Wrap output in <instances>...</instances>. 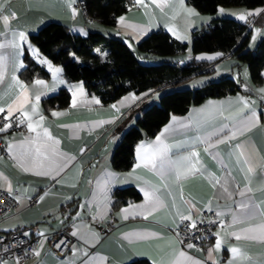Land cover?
I'll return each mask as SVG.
<instances>
[{
	"label": "crops",
	"instance_id": "1",
	"mask_svg": "<svg viewBox=\"0 0 264 264\" xmlns=\"http://www.w3.org/2000/svg\"><path fill=\"white\" fill-rule=\"evenodd\" d=\"M79 1L74 0L69 6L68 0H0V44L4 45L0 48V57H3L4 64V71L0 73V107L5 109L2 114L4 116L8 114V106L16 103L17 98L22 100L21 89L12 80V76L15 75L27 86L29 101L22 109H14L11 117L20 121L23 119L21 113L28 111L34 124L40 125L37 131L47 130L53 140L59 141L56 146L58 150L68 158L67 167L53 178L52 175H37L34 171H24L12 155L8 158L0 150V189L13 195L15 201L11 211L0 218V232L23 228L28 230L31 236L40 237L39 247L33 257L19 263L4 261L2 264H83V261L88 259L84 256L85 251L89 255L95 254L97 258H102L103 264H124L136 257L146 258L152 264H169L173 259L178 264H196V262L229 264L230 261L232 264H264V240L253 238L257 234H244L242 231L261 223L260 214L264 212V173L261 171L264 165V98L258 91L264 88V66L261 70V84L253 85L247 78V88H243L239 82L243 91L207 98L191 105L183 114L171 115L152 136L137 141L133 148L134 160L129 169L117 171L111 167L110 156L123 131L135 123L136 117L145 107L157 103L159 96L172 87L166 86L140 93L128 91L110 103H102L97 96L88 93L81 82L66 83L62 71L54 77L48 68L51 63L47 61L45 63V60L39 56L38 49L29 35L45 22L58 20L66 24L73 35L85 36L88 31H99L121 37L135 52V46L141 38L163 28L173 38L177 39L178 35L181 38L177 40L187 43L185 54L174 57L189 59L192 31L205 29L211 16L200 13L186 0H183L182 4L181 0H143L141 4H135L119 14L114 25H104L87 17ZM189 10L195 14L189 15ZM239 12L260 13L264 12V6L251 9L231 6L224 8L223 12L218 8L216 14L234 16ZM13 13H15L14 17ZM3 15L10 17L8 26L3 23ZM249 16L251 15H247L246 18ZM120 17H124V23L142 31L123 27ZM21 31L25 33L26 39L21 42L17 36L15 40L17 47L13 48L12 34ZM257 31L258 35L253 44L264 35V26ZM250 38L249 35V42ZM249 46L254 45L249 43ZM26 53L29 56L35 55V60L49 70L48 78H35L30 81L23 79L21 71L25 65ZM224 58L233 59L230 56L222 59ZM231 62L232 60L229 61ZM232 64L231 67L234 68ZM219 65L221 64L214 66V70ZM52 67L60 68L57 65ZM36 79L43 80L44 85H36L34 83ZM196 79V84L208 80L201 76ZM182 85L185 86L181 83L173 88H180L179 86ZM61 87L69 90L68 105L45 112L41 100L55 94ZM76 87H82L84 95L77 96L76 106L72 107V89ZM38 92L41 95L36 105L35 96ZM133 95L136 99L130 98ZM93 98L99 103L92 102ZM238 98L249 101V108L244 109L242 115L246 116L249 110L254 109L259 122L249 130L226 139L230 135L232 121L225 117L229 115V109L235 111L242 107L237 104ZM33 105H36L38 113L44 116L43 121L39 120V115L31 113ZM113 105L116 107L113 108ZM221 105L225 110L224 115H216L215 118L206 120L193 111L206 109L209 112H216ZM53 112L60 115L53 116ZM173 116L182 123H188V127L180 128L173 125L175 131L168 135L167 142L181 145L172 150L177 155H187L191 151L198 153V156L193 158V162L198 164L203 174L196 173L180 180L172 178L165 182L166 187L153 171L144 166L135 170L134 176H138L139 180L130 176L135 164L139 162L137 147L141 143L153 142L165 127L172 124ZM197 122L202 126L198 127ZM27 123L28 121L25 120L20 130L8 129L3 132L6 146L9 143L19 145L27 138L35 137L36 133L28 132ZM224 125L228 127L224 128L219 136L212 137L214 146L208 147L207 144L196 140L198 136L203 137L217 132ZM222 138H225L223 143L216 142ZM16 151L17 149L14 148L13 154ZM241 151L246 155L241 156ZM248 155L251 156V160L245 163ZM249 167L252 168L251 172L248 171ZM106 173H114L115 182L107 189L105 198L101 199L97 181ZM216 179H219L221 184L225 180L228 182L231 196L223 192L221 184L214 183ZM145 182L160 188L158 195L161 199V207L151 213L147 219L142 215H134L131 210L125 216L121 211L123 208L145 203L141 191ZM128 185L134 186L138 197L129 198L113 210V191ZM9 187L12 189L11 193L8 191ZM240 191H245L244 197L239 195ZM242 199L250 200L255 205L257 218L250 223L232 225V214H238V205ZM189 204L194 206L191 213L193 220L199 217L202 210L209 208L214 214L217 211L224 213L221 217L216 216L220 223L216 226L209 245L204 249L196 246L181 247L173 234V229L178 224L177 210L180 214H188ZM66 224L72 226L73 233H77L80 226H87V229L96 233V239L90 244H85L79 239V235H74L67 252L58 256L50 248L51 240L43 236L55 233ZM133 233H146L149 236L144 240L128 239L127 237ZM233 233H241V238L237 240ZM218 239L221 241L219 250L215 249ZM233 247L239 250L235 255L230 251ZM210 250L211 256H209ZM180 251L191 260L185 261L175 255Z\"/></svg>",
	"mask_w": 264,
	"mask_h": 264
},
{
	"label": "trees",
	"instance_id": "2",
	"mask_svg": "<svg viewBox=\"0 0 264 264\" xmlns=\"http://www.w3.org/2000/svg\"><path fill=\"white\" fill-rule=\"evenodd\" d=\"M200 13L211 16L205 29L193 30L191 57H174L185 52L187 43L173 38L163 28L146 34L136 44V51L118 36L99 31H88L87 35H73L66 24L49 20L29 35L36 45L38 54L45 61L61 68L66 83L81 82L88 93L102 103H110L128 91L140 93L146 90L172 89L163 92L157 103L145 107L136 117L135 123L127 127L110 156L111 167L125 171L133 163V148L137 141L152 136L171 115L185 113L191 105L207 98L222 97L243 91L239 81L223 75L198 87L177 88L185 80L209 73L225 56L234 59L233 67L247 64L253 85L262 82L264 66V35L254 48H250L249 35L252 27L264 26V12L251 15L245 24H238L232 17L214 16L219 7L243 6L251 9L264 6V0H186ZM87 17L104 25H114L116 17L135 6V0H82ZM220 51L223 56L206 63L196 62L195 53ZM138 57L158 60L156 63L139 62ZM49 70L27 53L21 76L25 81L48 78ZM187 80V81H188ZM70 93L61 87L55 94L41 100L43 110L63 108L69 103ZM138 192L132 185L113 191L112 209L124 204L129 198H137ZM124 264H152L148 259L136 257Z\"/></svg>",
	"mask_w": 264,
	"mask_h": 264
},
{
	"label": "snow or ice",
	"instance_id": "3",
	"mask_svg": "<svg viewBox=\"0 0 264 264\" xmlns=\"http://www.w3.org/2000/svg\"><path fill=\"white\" fill-rule=\"evenodd\" d=\"M69 6L74 2V0H68ZM136 4H141L143 0H135ZM183 3V0H181V4ZM221 12H223V9H220ZM75 15V11L73 12ZM189 15H194L195 13L191 12L189 10ZM259 13H246V14H240L238 16V19L245 20L247 15H258ZM13 17L15 16V13L12 14ZM3 23L5 26H8L10 17L8 15L2 16ZM120 23L125 28H132L133 31H142L138 30L135 26L124 23V17H120ZM171 31V29H170ZM13 40H12V47L16 48V37L18 36L19 40L21 42L25 41V33L24 32H18L13 33ZM181 37L177 35V39H180ZM256 37L253 36V41H255ZM4 45L0 44V48H3ZM31 47V46H29ZM197 59H215L213 56L208 57H197ZM45 63H47L45 61ZM49 70L52 72L53 76L56 77L58 73L61 72L60 68H53L51 64L48 65ZM4 71V64H3V57H0V73ZM12 80L19 85L21 89V95L22 100L20 98H17V102L14 104H10L7 109V115L0 117L4 120H9L10 117L13 114V110H20L23 108L24 104L28 103L29 97L27 95L28 89L25 84L20 82L18 78L13 75ZM61 83L63 81H60ZM36 85H44V81L41 79H36L34 81ZM261 94L262 98H264V88H261L258 90ZM41 93H37L35 96L36 105H38L40 100ZM72 107L76 106V97L77 96H83V88L82 87H76L72 89ZM131 99H136V97L133 95L130 97ZM128 99V98H126ZM92 102L99 103L98 100L93 98ZM211 103V102H210ZM237 104L242 105V107L237 108L235 111H232L229 109V115L225 117V119L232 121V127L230 129V135L226 137V139H231L238 134L249 130L251 127H253L255 124L259 122L257 112L254 109L249 110L248 115H242L244 109L249 108V101L245 100L243 98H238ZM33 105L31 108V113L35 115H39V120L43 121L44 116L40 115L38 113L37 106ZM113 108L116 107V105L112 106ZM194 113L197 116H202L206 119L209 118H215L216 115L223 116L224 115V108L223 106H219L216 112H209L206 109H194ZM5 109L3 107H0V114L4 113ZM23 119H20L19 123L23 124L25 120L28 121L27 123V129L29 133H36L35 137H29L25 141L21 142L19 145H13L9 143L7 145V151L9 155L13 156V159L17 160L19 162V166L23 168L24 171H34L37 175H52L53 178H55L56 175H59L61 171H63L64 168L67 167L68 164V158L65 156V154L61 153L58 148L56 147L59 144L58 140H53V138L49 135L47 130L43 131H37V129L40 127L38 123H35L32 121V117L29 114L28 111H23L21 113ZM53 116L60 115V113L53 112ZM237 117H239L237 119ZM173 125H177L180 128L188 127V123H182L177 120L175 116L172 117V124L168 125L163 129V131L155 137V140L151 143L144 144L141 143L137 149V159L138 163L135 164V167L133 169V172L129 174L130 176H134L135 170L141 168L142 166L149 168L151 171L155 173L156 176L159 177L161 183L164 184L166 187L167 184L166 181L175 178L176 180H180L181 178H186L190 175H194L196 173L203 174L202 169L198 166L196 162H193V158L198 156V153L195 151L189 152L187 155H177L172 150L174 148H178L181 145L180 144H171L167 142L168 135L175 131ZM19 126V125H18ZM197 126L201 127L202 125L200 122H197ZM12 127V123H6L3 124V126H0V132H6L9 128ZM228 125H224L220 130H218L215 133L208 134L206 136H198L196 137V140L200 143H205L208 145V147L214 146L212 144V137L213 135H220V132L223 131L224 128H227ZM225 138L219 139L216 142L217 143H223ZM238 148H240L239 145H237ZM16 148L17 151L15 154H13V149ZM207 150V148H206ZM241 156H245L246 153L244 151L240 152ZM251 160V156L248 155L247 159H245V163H249ZM248 171L251 172L252 168L249 167ZM115 174L114 173H106L105 176L97 181V189L100 193V198L104 199L106 195L107 189L115 182ZM135 179L139 180L140 178L138 176H134ZM214 183L221 184V181L219 179L214 180ZM227 181L225 180L223 184H221V187L223 188V192L227 193L229 196L232 195L231 192H229ZM8 191L11 193L12 189L9 187ZM141 191L143 193L144 197V204L141 205H129L128 207L123 208L121 211L122 213L127 216V214L130 213V210L134 215H142L145 219L148 218V216L155 212L158 208L161 207V199L158 195L160 188L156 185L150 184L145 182L144 186L141 187ZM250 191V189H248ZM245 191H240L239 195L241 197L245 196ZM183 199V197H181ZM2 202V201H0ZM193 205L189 204L188 214H180L179 210H177V214L180 216L181 221H191V224L189 225L190 228L195 229L197 227V223L195 220H193L192 217V209ZM238 214L233 213L232 214V225L237 224H244V223H250L251 221L255 220L257 218V211L255 205L250 200H241V202L238 205ZM209 211H211V208H209ZM217 217H221L224 215L222 211H217L215 213ZM261 217V223L254 227H248L243 229L244 234L253 233L257 234L253 238H259L264 240V212L260 214ZM95 219V217H93ZM202 222V221H201ZM210 223H215V220H210ZM179 227V225H177ZM221 227H223V224H221ZM43 235V233H41ZM73 235H79V239L83 240L85 244H90L96 239V233L92 232L90 229H87V226H80L77 233H73ZM177 237H179V233H176ZM219 235V233H217ZM235 235V238L239 240L241 238V233H233ZM149 234L146 233H133L129 237H127L130 240H144L147 239ZM180 243H183V241H179ZM187 247L191 248L193 247L192 244L187 245ZM221 248V241L218 239L215 244V249L219 250ZM231 253L234 255L239 251L237 248L233 247L230 249ZM175 255H178L179 257L183 258L185 261H190L191 258L187 257L183 251H180L176 253ZM84 256L88 257V259L83 261V264H103L102 258H97L95 254L89 255L87 251L84 252ZM209 256H211V250L209 251ZM2 264V262H0ZM169 264H178V262L173 259L169 262ZM196 264H199V262H196ZM229 264H232L230 261Z\"/></svg>",
	"mask_w": 264,
	"mask_h": 264
},
{
	"label": "built area",
	"instance_id": "4",
	"mask_svg": "<svg viewBox=\"0 0 264 264\" xmlns=\"http://www.w3.org/2000/svg\"><path fill=\"white\" fill-rule=\"evenodd\" d=\"M79 5L81 8L83 7L82 0L79 1ZM30 57L34 60L36 59V56L33 54H30ZM3 116V114L0 115V117ZM9 122L12 123V127L9 129L20 130L22 128V124L16 118L10 117L9 120L0 118V126ZM0 150L4 156L10 158L3 138V132H0ZM261 171L264 173V165L261 167ZM0 201H2L0 202V218H2L11 211L15 201L14 196L3 189H0ZM194 220L197 223V227L192 229L189 227L191 221H181L179 216L177 224L179 227L177 225L174 227L173 234L181 247L192 244L204 249L209 245L214 236L215 228L220 222L214 212L209 210H202L199 217ZM210 220H215L216 222L210 223ZM177 232L179 233V237L176 235ZM43 237L51 240L50 248L58 256H62L67 252L70 243L74 239L70 224H66L55 233L46 234ZM179 241H183V243ZM39 243V236H31L29 231L23 228L0 232V262L19 263L28 260L35 254Z\"/></svg>",
	"mask_w": 264,
	"mask_h": 264
},
{
	"label": "rangeland",
	"instance_id": "5",
	"mask_svg": "<svg viewBox=\"0 0 264 264\" xmlns=\"http://www.w3.org/2000/svg\"><path fill=\"white\" fill-rule=\"evenodd\" d=\"M236 7H243V6H232V8H236ZM224 8H230V7H226V6L219 7V11H220V9H224ZM214 16H219V17L228 16V17H232V18L234 17V16H229V15H225V14H216V13L214 14ZM257 30H258V28L256 26H254V27H252V29L250 31V37L251 38H250V42L249 43H250V45H254V46H249L248 45L249 47H253L254 48L257 45V43L259 42V40H260L259 39L256 44H253V36L257 37V35H258V33H257L258 31ZM190 43H189V49L191 50ZM182 54H185V53H182ZM181 59L182 60H180V61H184V58H181ZM230 60H232L231 63H229ZM138 61L139 62H144V63H156V62H158V60L144 59V58H140V57H138ZM233 62H234V59L224 58L221 61L216 63V65L218 63L221 64V65H219V67H215V70H213L212 72L204 73V74L192 77L191 79H189L190 81L187 79L188 81L185 80V81L182 82L183 84H185V86L182 85V86H179V87L180 88H191V89H193L195 87H198L199 85H202L205 82H202V83H199V84L195 83L196 80H197L196 78H199L200 76L203 79L207 78L208 79L207 81H214V80L219 79L223 75H228V76L234 78L235 80L239 81L241 83V85L243 86V88H247L248 87L247 78H249V80H250L247 64L242 62V63H240L239 67L236 69L235 67L234 68L231 67V64ZM208 75H210V76L208 77ZM186 85H190L191 87L190 86H186Z\"/></svg>",
	"mask_w": 264,
	"mask_h": 264
},
{
	"label": "water",
	"instance_id": "6",
	"mask_svg": "<svg viewBox=\"0 0 264 264\" xmlns=\"http://www.w3.org/2000/svg\"><path fill=\"white\" fill-rule=\"evenodd\" d=\"M240 14H246V13H244V12H239V13H236V15L233 17V20L235 21V22H237L238 24H245L246 23V20H247V18L245 19V20H240V19H238V16L240 15ZM200 56H203V57H208V56H213V57H215V59H211V60H209V59H197V57H200ZM223 56V53L222 52H220V51H215V52H199V53H195L194 55H193V58H194V60L196 61V62H206V63H211V62H214V61H216V60H218L219 58H221ZM180 64H183L184 63V61H180L179 62Z\"/></svg>",
	"mask_w": 264,
	"mask_h": 264
}]
</instances>
